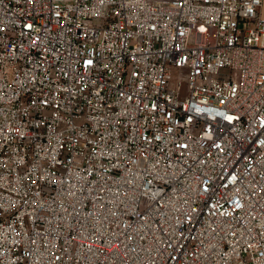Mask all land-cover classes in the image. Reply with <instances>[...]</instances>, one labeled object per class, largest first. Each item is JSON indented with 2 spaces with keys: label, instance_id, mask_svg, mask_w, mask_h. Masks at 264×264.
I'll return each mask as SVG.
<instances>
[{
  "label": "built area",
  "instance_id": "built-area-1",
  "mask_svg": "<svg viewBox=\"0 0 264 264\" xmlns=\"http://www.w3.org/2000/svg\"><path fill=\"white\" fill-rule=\"evenodd\" d=\"M0 264H264V0H0Z\"/></svg>",
  "mask_w": 264,
  "mask_h": 264
},
{
  "label": "rangeland",
  "instance_id": "rangeland-1",
  "mask_svg": "<svg viewBox=\"0 0 264 264\" xmlns=\"http://www.w3.org/2000/svg\"><path fill=\"white\" fill-rule=\"evenodd\" d=\"M178 73H175V75H177Z\"/></svg>",
  "mask_w": 264,
  "mask_h": 264
}]
</instances>
